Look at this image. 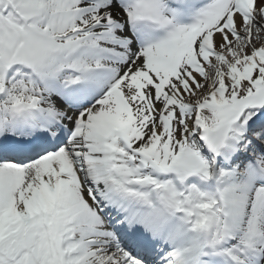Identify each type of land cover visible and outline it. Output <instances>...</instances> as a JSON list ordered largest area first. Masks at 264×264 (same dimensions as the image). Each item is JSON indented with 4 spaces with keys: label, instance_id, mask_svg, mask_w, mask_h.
Returning a JSON list of instances; mask_svg holds the SVG:
<instances>
[{
    "label": "snow or ice",
    "instance_id": "6c2138e0",
    "mask_svg": "<svg viewBox=\"0 0 264 264\" xmlns=\"http://www.w3.org/2000/svg\"><path fill=\"white\" fill-rule=\"evenodd\" d=\"M0 264H264V0H0Z\"/></svg>",
    "mask_w": 264,
    "mask_h": 264
}]
</instances>
